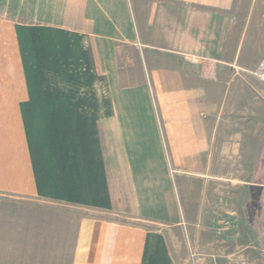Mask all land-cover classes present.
Returning <instances> with one entry per match:
<instances>
[{"label":"crops","instance_id":"obj_1","mask_svg":"<svg viewBox=\"0 0 264 264\" xmlns=\"http://www.w3.org/2000/svg\"><path fill=\"white\" fill-rule=\"evenodd\" d=\"M262 63L264 0H0V264L213 254L262 194Z\"/></svg>","mask_w":264,"mask_h":264},{"label":"rangeland","instance_id":"obj_2","mask_svg":"<svg viewBox=\"0 0 264 264\" xmlns=\"http://www.w3.org/2000/svg\"><path fill=\"white\" fill-rule=\"evenodd\" d=\"M7 82L13 84V79ZM256 202L249 215H243L224 237L221 232L210 239L215 242L214 253H199V264H264V186Z\"/></svg>","mask_w":264,"mask_h":264},{"label":"built area","instance_id":"obj_3","mask_svg":"<svg viewBox=\"0 0 264 264\" xmlns=\"http://www.w3.org/2000/svg\"><path fill=\"white\" fill-rule=\"evenodd\" d=\"M199 63H201L202 66L203 76L206 78H211L214 74L215 62L201 59ZM253 74L260 80L264 81V63L260 64Z\"/></svg>","mask_w":264,"mask_h":264}]
</instances>
